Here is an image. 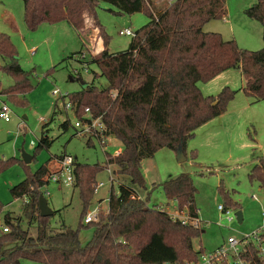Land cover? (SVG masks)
I'll return each instance as SVG.
<instances>
[{"label":"trees","instance_id":"1","mask_svg":"<svg viewBox=\"0 0 264 264\" xmlns=\"http://www.w3.org/2000/svg\"><path fill=\"white\" fill-rule=\"evenodd\" d=\"M23 1L24 22L31 31L42 24L65 22L80 32L87 27L88 20L93 22L103 49L90 62L99 69L94 72L95 77H104L106 85L100 88L91 83L64 97L68 96L75 104L77 117H82L89 108L93 116L102 117L105 135L122 141L119 154L105 152L106 165H115V177L128 176L131 184L119 181L118 192L113 187L110 191L107 211L102 210L96 221L85 223L95 192L96 174L105 166L76 162L73 185L80 189L83 205L79 227L63 225L55 231L50 226V217H42L38 206L43 194L41 187L49 183L53 169L50 160L45 162L11 188L15 198H27L24 213L28 227L23 226L20 217L5 215L0 224V264H21L22 259L50 264H189L197 261L202 249L195 248L194 240L202 228L184 225L166 210L150 206V194L145 198H131L139 194L133 185L147 188L143 160L154 157L165 147L184 152L196 129L224 114L237 93L225 86L217 95H205L198 82H208L228 69L237 68L244 79V93L254 102L264 100V46L259 50L244 49L235 39L226 40L218 32L203 31L207 22L226 15L225 0H176L160 10L153 0ZM102 3L112 6L108 9L115 14L142 12L149 18L123 52L111 53L108 49L110 37L97 15ZM245 14L262 24L264 41V0H256L245 9ZM83 54L79 59L88 65ZM0 58L3 60L0 70L13 79L8 87L0 85V94L15 103L26 104L25 94L34 88L31 72L21 66L17 46L2 31ZM53 70L54 67L47 74ZM63 127L67 129L68 122ZM47 145L48 140L43 138L37 148ZM16 160L24 164L18 158L0 160V170ZM249 178L264 188V156L256 159ZM159 185L167 198L177 201L180 209L186 205L192 216L199 217L196 188L189 173ZM219 189L227 195L222 184ZM229 206L237 208L238 204L227 199L224 207ZM90 225L94 227L92 238L82 244L80 227ZM5 226L8 232L3 231ZM240 256L242 264H263L257 259L258 250L252 243L245 246Z\"/></svg>","mask_w":264,"mask_h":264},{"label":"rangeland","instance_id":"2","mask_svg":"<svg viewBox=\"0 0 264 264\" xmlns=\"http://www.w3.org/2000/svg\"><path fill=\"white\" fill-rule=\"evenodd\" d=\"M153 1L158 10L169 5L165 0ZM225 1L226 15L207 22L203 31L218 32L226 40L235 39L244 49H261L264 46L262 24L245 14V9L256 0ZM110 7L102 3L97 8V15L110 37L109 51L120 53L129 48L133 38L120 34V31L129 28L135 33L148 23L149 18L142 12L115 14L109 11ZM0 31L11 36L17 46L21 66L31 72L34 85L25 94L26 104L15 103L0 94V106L5 102L12 109L10 121L0 118V160L22 159L23 153L32 158L24 164L13 161L0 170V224L9 213L20 217L23 226L28 227L24 213L27 198H15L11 188L49 160L54 169L58 161L56 157L61 154H70L79 163L105 166L95 178L97 183L103 182L104 185L94 192L88 210L100 203L103 211H107L112 187L117 193L119 181L131 184L130 178L125 175L111 181L115 165H106L105 152L116 155L119 150L122 151L123 143L115 136L107 138L104 145L96 137L89 143L88 136L76 134L77 115L65 108L68 96H61L79 91L91 83L100 88L106 85L104 77H95L94 72H99V69L90 62L92 56L103 49L100 37L91 27L82 33L65 22L42 24L31 31L24 22L23 0H0ZM82 52L88 65L79 59ZM0 62L3 63L1 58ZM53 67L54 70L47 74ZM12 84V77L0 70L1 87ZM243 84L244 79L237 68L228 69L208 82H198L205 95H217L225 86L237 93L224 114L196 129L195 136L186 143L185 154L182 149L176 151L165 147L159 149L154 157L143 160L147 188L133 185L142 198L150 194V206L172 212L178 208V203L167 198L159 184L182 173L191 175L202 228L194 246L197 250L201 248L202 252L197 261L189 264H214L212 256L230 247L229 237L236 238L240 242L237 247L242 250L244 240L264 224V188L257 180L249 178L256 159L264 156V100L254 102L244 93ZM55 89L60 90L59 95L53 93ZM64 122H68L67 129L63 127ZM43 138L48 140V145L38 149ZM221 184L227 195L220 191ZM41 191L53 211L49 216L53 230L58 231L63 225L73 229L79 227L83 205L78 187L49 182L41 187ZM227 199L238 204L237 208L228 207L232 221L219 208V205H226ZM183 208H186L185 205ZM238 210L242 211V222L235 216ZM93 230V225L80 227L82 244L91 240ZM32 231L35 233L36 230ZM250 241L256 247V241L252 238ZM229 258L232 263L235 261L231 250ZM21 264L50 263L22 259Z\"/></svg>","mask_w":264,"mask_h":264},{"label":"built area","instance_id":"3","mask_svg":"<svg viewBox=\"0 0 264 264\" xmlns=\"http://www.w3.org/2000/svg\"><path fill=\"white\" fill-rule=\"evenodd\" d=\"M168 4H171L172 2L176 0H165ZM120 34H126L130 36H134V33L129 29L126 28L125 30H121ZM82 58L85 60L86 56L85 54L82 55ZM86 65V63H85ZM55 95L60 94L59 89H55L53 91ZM64 97L65 95H61ZM112 96H115V93H112ZM65 108L66 110H72L76 114V109H75V104L68 100L65 103ZM11 114H12V109L10 106L2 102V105L0 106V118L4 119L5 121H10L11 120ZM44 120V119H43ZM75 127H76V134L79 135H86L88 136V140L96 137L97 139L100 140L101 144L106 143V139L109 138L110 136L105 135V124L102 120L101 116L95 117L91 113L89 108H86L85 114L82 117H77V120L75 122ZM121 150L117 152L119 154ZM116 154V155H117ZM75 164L76 160L75 158L70 155V154H64L62 158L58 159L57 161V166L52 169L51 174L49 175V182H56V183H66V184H74L75 181V174H74V169H75ZM110 172V170H109ZM113 177H111V181L115 180L114 172L112 171ZM103 182L96 183L94 185L95 191L98 190L101 186H103ZM49 193V192H47ZM256 199L257 197L254 196ZM133 199H140L142 198L139 194H134L131 196ZM185 209H180L179 207L176 208L172 212H168L171 217L174 220H179L182 224L187 225V224H193L194 226H200V219L199 217H194L191 215V213L188 210V207L185 205ZM220 210L225 211L226 215L228 216V220L232 221L233 216H231V212L229 209H226L224 205H219ZM103 210L102 205H97L96 207L89 209L86 213V216L84 218L85 223H90L93 221H96L98 219L99 213ZM236 216V214H235ZM4 232H8L9 229L7 226L3 227ZM264 224L261 227L259 231H256L253 233L252 236H248L247 239L244 240L243 242V249H238V245L240 242L234 238V237H229L228 242L230 244V247L226 250L221 249L220 251H217V253L212 256L211 261L216 262L217 264L222 263V264H242L243 260L240 256L241 252L244 250L245 246L248 244L254 243L250 241L252 240L256 241V249L258 250V260H261L262 263L264 264ZM250 238V239H249ZM230 250L232 252V257L235 259V261L232 263L229 258Z\"/></svg>","mask_w":264,"mask_h":264},{"label":"water","instance_id":"4","mask_svg":"<svg viewBox=\"0 0 264 264\" xmlns=\"http://www.w3.org/2000/svg\"><path fill=\"white\" fill-rule=\"evenodd\" d=\"M22 159L25 163H29L31 161V156L23 153L22 154ZM38 206H39V211H40V215L42 217H47V216H50L53 214V211L52 209L49 207L48 205V202L45 198V196L43 194L40 195L39 197V203H38ZM236 214V217H237V220L239 222H242L243 220V214H242V211L238 210L235 212ZM258 259V258H257Z\"/></svg>","mask_w":264,"mask_h":264},{"label":"crops","instance_id":"5","mask_svg":"<svg viewBox=\"0 0 264 264\" xmlns=\"http://www.w3.org/2000/svg\"><path fill=\"white\" fill-rule=\"evenodd\" d=\"M65 27V26H64ZM89 27H91L92 28V31H94L95 32V34H96V29H95V27L94 26H92V22L90 21V20H88V22H87V27L86 28H89ZM85 28V29H86ZM64 29V28H63ZM85 29L84 30H82L83 32L82 33H84L85 32ZM90 32H91V30H89ZM89 38V37H88ZM101 39V38H100ZM102 41V40H101ZM103 44V43H102ZM103 48V47H102ZM101 51V50H100ZM244 85V84H243ZM201 89V88H200ZM215 119V118H214ZM211 121V120H210Z\"/></svg>","mask_w":264,"mask_h":264}]
</instances>
